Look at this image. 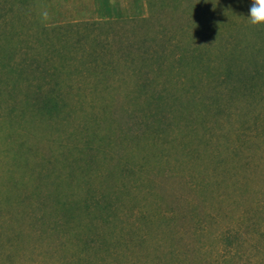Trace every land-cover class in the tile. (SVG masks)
I'll return each mask as SVG.
<instances>
[{
	"label": "rangeland",
	"instance_id": "374dc122",
	"mask_svg": "<svg viewBox=\"0 0 264 264\" xmlns=\"http://www.w3.org/2000/svg\"><path fill=\"white\" fill-rule=\"evenodd\" d=\"M250 4L0 0V264H264Z\"/></svg>",
	"mask_w": 264,
	"mask_h": 264
},
{
	"label": "clouds",
	"instance_id": "9594fccd",
	"mask_svg": "<svg viewBox=\"0 0 264 264\" xmlns=\"http://www.w3.org/2000/svg\"><path fill=\"white\" fill-rule=\"evenodd\" d=\"M247 16L253 25L264 24V0H251Z\"/></svg>",
	"mask_w": 264,
	"mask_h": 264
}]
</instances>
